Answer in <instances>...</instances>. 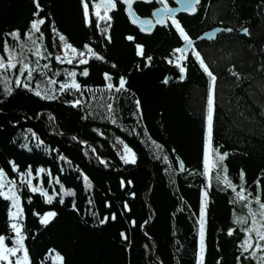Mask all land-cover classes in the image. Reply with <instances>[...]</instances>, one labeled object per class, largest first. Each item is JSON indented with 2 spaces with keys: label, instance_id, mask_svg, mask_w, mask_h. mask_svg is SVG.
<instances>
[{
  "label": "trees",
  "instance_id": "obj_1",
  "mask_svg": "<svg viewBox=\"0 0 264 264\" xmlns=\"http://www.w3.org/2000/svg\"><path fill=\"white\" fill-rule=\"evenodd\" d=\"M39 3L43 8L40 18L46 24L41 29L44 39L38 43L42 44V52L52 57L40 62H49L51 69L67 68L66 63L55 60L57 54H62L57 32L80 50L89 44L104 60L89 58L87 65L68 66L77 72V81L84 88L82 95L60 93L59 85L58 98L51 101L21 87L13 86L8 96L0 92V168L19 184V173L11 170L10 162L21 171L31 167L34 185H42L49 194L55 191L62 195L63 184L64 191L74 193L64 196L63 204L57 195L49 205L38 193L21 187L25 244L33 264H49L51 258L45 257L56 252L65 258L64 264H197V220L205 190L209 193L205 264H238V245L244 234L233 223V213L248 216V210L245 202L233 203L236 193L217 184L214 171L210 187L202 175L208 78L191 49L183 62L187 68L183 77L175 62H168L174 61L173 49L183 46L175 28L169 23L166 29L142 36L132 28L124 7L118 3L110 13L113 19L109 32L102 34L94 26L91 0L93 26L85 23L81 0ZM156 6L135 5L134 11L145 18ZM36 11L34 0H0V56L5 55V40L16 44L6 33L18 30L21 40L30 45L24 34ZM179 22L218 77L213 147L229 154L224 164L237 192L243 170L244 186L253 194L249 199L260 195L264 202V0H201L197 14L182 17ZM229 27L233 32L223 31L212 42L200 40L208 31ZM244 27L250 36L242 34ZM129 35L135 40L128 41ZM136 44L143 45L146 56L153 58L150 66L137 56ZM113 63L116 68L111 67ZM85 68L88 77L80 75ZM230 68L240 74L239 80L231 75ZM104 73L113 77L116 86L119 77L124 76L129 91H107ZM168 77L176 80L164 83ZM59 78L65 80L63 75ZM76 99L82 104L72 107L69 102ZM135 99L141 101V113L134 116ZM109 103L113 113H108ZM109 115L116 124L111 123ZM33 133L42 141L39 147ZM117 139L136 154L135 164L122 161ZM82 143L88 147L83 148ZM24 144L28 148L21 147ZM179 162L184 164L182 173ZM40 168L45 172L37 175ZM84 176L91 182L90 188ZM8 207L9 202L0 198V235H5L6 243L12 246ZM47 211H55L57 216L44 226L33 213L43 215ZM113 214L115 220L110 218ZM105 216L109 220L99 224ZM230 228L236 229L232 236L228 235ZM240 264L256 261L241 257Z\"/></svg>",
  "mask_w": 264,
  "mask_h": 264
},
{
  "label": "snow or ice",
  "instance_id": "obj_2",
  "mask_svg": "<svg viewBox=\"0 0 264 264\" xmlns=\"http://www.w3.org/2000/svg\"><path fill=\"white\" fill-rule=\"evenodd\" d=\"M140 0H91V8L92 15L95 17L94 26L98 29L102 34H106L109 32L111 28L112 16L110 13L115 11L118 7V3H122L126 6V14L130 18L132 24L137 25L141 32H145L147 34H151V31L156 27V25H161L167 27V22L170 21L171 25L175 28L178 33L180 39L183 41L182 47H176L173 49L172 55L174 56V61L169 60L168 62L171 64L175 62V67L179 69L181 76L183 77L187 68L183 66V62L188 59V49H191V54L194 57L195 61L199 64V67L202 69L203 73L208 78V87H207V98H206V136L205 143L203 148V173L202 175L206 177L209 181L208 186H211L212 176L211 173L213 170L216 171V182L217 184H223L225 188L231 189L232 192L236 193V198L233 203L236 202H245L244 207L248 210V216H237L236 213H233V223L239 227L240 231L244 234L243 240L239 243L238 248L240 249V255L236 257L238 264H240L241 257L244 259H248L249 257L256 261V264H264V202H262L260 195H256L253 199H249L252 197V192L247 191L245 188V173L243 170L240 172V191L237 192V185L233 184L231 179L228 176V168L225 166L224 161L228 157L227 152L221 153L219 148L213 147V128H214V113H215V94H216V85H217V75L210 68V66L206 63L205 59L201 55V53L194 46L195 41L190 37V35L186 32L184 27L181 25L179 20L176 18V12L178 9H174L169 7L168 0H157V2L162 5L161 8L157 9L152 13L153 19H141L140 16L134 11L133 5ZM143 3H152L153 0H142ZM178 4H180L181 9L189 14H195L197 11V5L201 3V0H176ZM37 11L33 14L34 19L30 23V28L27 33H25L26 40L30 42V45H27L25 42L21 40L20 33L18 30L13 31L11 33H6V36H10L12 40L16 41L15 45H10L8 40L4 41L3 44V52L5 55L0 56V81H3L5 84V94L6 96L12 94V88L9 87L13 83L12 79L6 75L8 72H13L15 74L18 69V75L15 76V86L17 88L23 86L28 91L33 92V94L39 97L42 100H55L58 98L56 89L51 87L52 85H56L57 81L53 79H48L47 84L49 87L41 89L40 84L37 83L35 89H33L30 84L33 80L34 72H39L41 76H44L45 73L43 69H48L51 71L49 64H40L42 59H51V55L48 53L42 52V44L38 43V41H42L44 39V34L41 31L42 26L46 24V20L41 17V13L43 12V8L41 7L39 0H34ZM81 5L83 8V15L86 25L93 26V21L90 19V0H81ZM103 23L104 27H101ZM222 31H226L228 33L233 32V28H225ZM242 34L245 36H250V31L247 27L242 29ZM59 37L60 44L58 47L62 48V55L57 54L55 56V60L57 63L67 62L68 64L77 63L79 65H87L89 63V58H95L96 60H104V57L98 54L93 47L89 44H85L83 46L84 50H80L77 47L73 46L69 40L60 33H56ZM109 43H111L110 35L105 37ZM128 41H134L135 37L129 35L126 37ZM203 39V37H201ZM19 49V51L17 50ZM28 53L34 55L36 57L35 65L33 66L28 60ZM136 54L137 56L146 59L148 66L151 65L152 57L146 56L145 48L143 45L136 44ZM179 54V55H176ZM5 56L7 59H5ZM112 68H116L117 65L113 63L111 65ZM139 67V66H138ZM232 76H235L237 80L240 79V74L236 72L234 69H228ZM27 76L25 79H21V77ZM55 75L59 76L60 73L56 72ZM65 81L59 84V92L60 93H81L83 94V86L81 83L77 81V72L76 71H66L64 73ZM80 75L83 77L89 76V71L85 68ZM104 79L107 81L106 89L107 91L121 93L128 92L129 89L126 87L128 81L124 76L119 77L118 86L112 83L113 77L104 73ZM164 83H168V80H164ZM135 95L134 93L132 94ZM2 102V101H0ZM72 107H78L82 104L81 99H76L74 101L69 102ZM134 103L136 105V111L133 115H137L141 113V101L139 99H135ZM108 113H113L114 108L112 103L107 105ZM91 114V113H90ZM49 120H52L53 117L49 115ZM86 118V117H85ZM111 120V123L116 124L117 121L114 117L109 115L108 117ZM31 131V129H29ZM135 131V130H133ZM33 137L37 140V147L40 146L42 141L40 138L33 133ZM73 140L76 137H72ZM118 144L123 145V154L121 155V159L125 164H135L136 163V154L133 150L128 147L127 144H124L122 140L117 139ZM21 147L28 148L27 144L21 145ZM159 147V145H157ZM31 151V149H28ZM61 160H64L65 157L61 156ZM168 157L165 156L164 160L167 162ZM104 163V161H101ZM11 170L13 172L19 173V184L15 179H10L8 174L6 173L4 168H0V198L4 201L9 202V207L7 210V219H8V227L11 232L14 234L11 237L12 246H8L6 243L5 235H0V264H33L32 258L30 257L29 250L26 247L25 240V228L22 224L24 220V207L22 206L21 200V187H26L31 193H38L46 204L51 205L53 200L59 193L53 191L52 194L42 186V185H34L33 184V169L29 167L26 171H21L15 162H10ZM181 170L184 169L183 162H180ZM37 175L40 173H44L45 169L40 168L36 170ZM221 173H223L221 175ZM85 184L90 188L91 182L89 181L87 176H84ZM59 183V180L56 181ZM131 184V181L128 182ZM124 181H121V185L123 186ZM257 187L260 186V181L256 182ZM49 187H51V182L49 181ZM60 200L61 204L64 203V196H73L74 193L72 191H64V185L60 184ZM247 193V195H245ZM208 191L205 190L202 193L201 204L199 209V218L197 220V224L199 225L198 236H199V247L197 252V264H205V254H206V245H205V234H206V210L208 206ZM32 200L29 197L28 203H31ZM92 201L89 200V204ZM255 204L257 207L254 209L252 205ZM110 207V205H107ZM125 209H127V204L124 205ZM73 210H76L75 204H73ZM39 217V221L42 225L47 226L50 221L57 216L55 211H47L43 215L39 213H33ZM93 216H96L93 213ZM112 220L116 219L115 214L110 217ZM250 218V223H249ZM109 220V217L105 216L99 219V224L103 225ZM134 223V222H133ZM236 229L230 228L228 230V235L232 236ZM121 237L125 240L127 236L125 233H121ZM53 250H50V253ZM248 253V256L244 254ZM260 253L261 255H258ZM51 258L52 264H64V257L56 252L54 256H47L45 259ZM43 264V262H42ZM217 264H220L218 261Z\"/></svg>",
  "mask_w": 264,
  "mask_h": 264
},
{
  "label": "rangeland",
  "instance_id": "obj_3",
  "mask_svg": "<svg viewBox=\"0 0 264 264\" xmlns=\"http://www.w3.org/2000/svg\"><path fill=\"white\" fill-rule=\"evenodd\" d=\"M61 55H62V54H61ZM31 56H33V57H32V58L28 57V60H29L30 63L34 66V65H35V61H36V57H35L34 55H31ZM63 63H66V65H68V66L70 65V64H68L67 62H63ZM40 64H41V65H43V64H49V62H47V63H45V62H43V63L40 62ZM73 65L76 66L77 63L74 62ZM68 66H67V68H62V69H51V71H49L48 69H43V71H44V73H45L44 76H41V75L39 74V72H34V74H33V80H32V82H31L30 86H31L33 89H35L36 84L39 83L41 89L47 88V87H49V85L47 84V80H48V79L56 80V81H57V84L59 85L60 83H62V82L65 81L64 79H60V78H59L61 75H63V77L65 78L64 73H65L66 71H74V69H69ZM56 72H59L60 75H59V76L55 75L54 73H56ZM48 73H49L51 76H50ZM18 74H19V73H18V69L16 70L15 74H14L13 72H8V73H6V75L9 76V77L12 79V81H13V83H12L11 85H9V87L12 88L13 86H15V83H14V81H15V76L18 75ZM36 74H37V76H35ZM26 76H27V73H25V76H24V77H21V79H22V80L25 79ZM57 84H56V85H57ZM56 85H52L51 87H54V88L56 89V88H57ZM15 87H16V86H15ZM21 88L26 89V88H24L23 86H21ZM4 89H5V84H4L3 81H0V92H1L4 96H6ZM26 90H27V89H26ZM32 93H33V92H32ZM112 143L116 144V142H114V141H112ZM119 150H120L121 155H122V154H123V145L120 144V146H119ZM213 171H214L215 174H216V171H215V170H213ZM222 174H223V173H221V175H222ZM198 247H199V244H198ZM259 255H261V254H259ZM53 256H54V255H53ZM49 264H52V260H51V262H50Z\"/></svg>",
  "mask_w": 264,
  "mask_h": 264
},
{
  "label": "water",
  "instance_id": "obj_4",
  "mask_svg": "<svg viewBox=\"0 0 264 264\" xmlns=\"http://www.w3.org/2000/svg\"><path fill=\"white\" fill-rule=\"evenodd\" d=\"M155 2H157V0H153V2L150 3V4H149V3H143L142 0H140V2H137V3H135V4L133 5V8H134L135 5H146V6H149V5H152V4L155 3ZM168 2H171V3L175 6L174 9H178V11H177L176 14H175L176 17H178L179 15H185V16L193 17V16L196 14V13H195V14L193 15V14H189L188 12L183 11V10L181 9L180 4H178V3L176 2V0H168ZM120 4L125 8V13H126V6L123 5L122 3H120ZM159 8H160V7H157L154 11H156V10L159 9ZM154 11H153V12H154ZM113 12H114V11H113ZM153 12H152V13H153ZM126 16H127V14H126ZM127 18H128V20H129L130 25L132 26V28H134L135 30L139 31L140 34H141L142 36H145V37H149V36L153 35L157 29H164V28H166L165 26L156 25V27L151 31V34H147V33H145V32H141L140 29H139V27H138L137 25L132 24L131 21H130V18H129L128 16H127ZM141 19H153V20H155V18L152 16V14H151V17H150V18H141ZM167 25H168V23H167ZM222 32H223V31H222L221 29H213V30H211V31H208V32L204 33V34L201 36V37H203V39H201V37H200V40L203 41V42H212V41H214L215 38H216L220 33H222ZM187 51L189 52L190 49H188ZM172 78H173V80H176V77H172ZM172 78H171V77H168V78H167V80H168L169 83H170V80H172ZM169 83H168V84H169ZM93 150H94L95 156L98 157V152L96 151V149L93 148ZM179 172H180V173L183 172V170H181V168H180V162H179ZM202 185H203V187L205 186L204 181H202Z\"/></svg>",
  "mask_w": 264,
  "mask_h": 264
},
{
  "label": "bare ground",
  "instance_id": "obj_5",
  "mask_svg": "<svg viewBox=\"0 0 264 264\" xmlns=\"http://www.w3.org/2000/svg\"><path fill=\"white\" fill-rule=\"evenodd\" d=\"M119 4H120V3H119ZM156 4H157V2H155V3H153L152 5H149V6H153V5H156ZM200 4H201V3H200ZM200 4L197 5V11H198V8L200 7ZM145 6H146V5H145ZM134 7H135V6H134ZM156 8H157V7H154L153 10H152V12H153ZM171 8H175V6H173V7H171ZM124 11H125V8H124ZM197 11H196V14H197ZM152 12H151V14H152ZM125 14H126V13H125ZM196 14H195V15H196ZM195 15H194V16H195ZM150 17H151V15H150L149 17H145V18H150ZM182 17H189V16L179 15V16L176 17V18L179 20V19L182 18ZM140 18H142V17H140ZM167 23H168V26H169V23H171V22L168 21ZM168 26H167V27H168ZM167 27H166V28H167ZM166 28H164V29H166ZM57 85H58V84H57ZM57 85H56V87H57ZM81 146H82L83 148L88 147V145L83 144V143L81 144ZM93 151H94V150H93ZM96 151H97V150H96ZM94 154H95V153H94ZM95 157H96V156H95ZM100 163H101V162H100ZM51 221H52V220H51ZM51 221H50V222H51ZM48 224H49V223H48Z\"/></svg>",
  "mask_w": 264,
  "mask_h": 264
},
{
  "label": "flooded vegetation",
  "instance_id": "obj_6",
  "mask_svg": "<svg viewBox=\"0 0 264 264\" xmlns=\"http://www.w3.org/2000/svg\"><path fill=\"white\" fill-rule=\"evenodd\" d=\"M168 4H169V7H173L174 5L171 3V2H168ZM157 6L156 7H162V5H160L158 2H157V4H156Z\"/></svg>",
  "mask_w": 264,
  "mask_h": 264
}]
</instances>
